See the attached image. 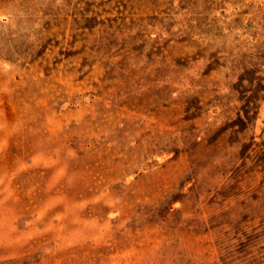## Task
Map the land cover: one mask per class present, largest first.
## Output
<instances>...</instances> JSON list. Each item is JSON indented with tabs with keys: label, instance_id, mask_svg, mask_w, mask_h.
<instances>
[{
	"label": "rangeland",
	"instance_id": "rangeland-1",
	"mask_svg": "<svg viewBox=\"0 0 264 264\" xmlns=\"http://www.w3.org/2000/svg\"><path fill=\"white\" fill-rule=\"evenodd\" d=\"M0 264H264V0H0Z\"/></svg>",
	"mask_w": 264,
	"mask_h": 264
}]
</instances>
